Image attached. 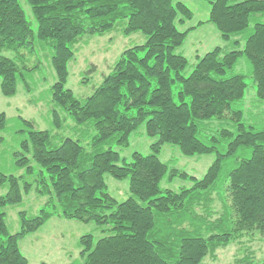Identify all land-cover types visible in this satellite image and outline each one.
Instances as JSON below:
<instances>
[{
	"label": "trees",
	"instance_id": "1",
	"mask_svg": "<svg viewBox=\"0 0 264 264\" xmlns=\"http://www.w3.org/2000/svg\"><path fill=\"white\" fill-rule=\"evenodd\" d=\"M25 2L35 31L19 0H0V92L13 96L18 82L29 90L26 75L37 66H26L25 55L36 41L47 45L56 76L50 87L52 128L37 130L22 120L29 129L15 162L24 174L0 171V186L7 185L0 195V264H29L19 239L53 217L104 226L105 235L95 241L91 234L79 238L82 264H205V256L214 255L219 246L264 235V127L248 123L243 108L247 83L234 70L244 57L255 96L264 102V0H208L207 21L222 40L230 44L231 36L245 31L254 17L252 33L242 49L216 46L196 55L186 76L188 60L176 49L197 25L178 29L193 15L181 2ZM120 20H126L124 34L140 31L145 42L124 49L94 91L77 98L65 86L74 46L81 36L101 34ZM25 48L27 54H22ZM5 121L0 113V131ZM142 123L156 140L149 154L133 152L127 162L113 146H127ZM65 131L76 137L60 136ZM164 144L178 147L185 156L215 158L196 178L159 158ZM105 174L128 179L125 200L110 195ZM176 176L192 185L161 187L162 180ZM31 190L47 200L34 216L19 211V230L10 233L3 208L21 203ZM213 197L221 198V213L213 210ZM243 259L238 264H264V257Z\"/></svg>",
	"mask_w": 264,
	"mask_h": 264
},
{
	"label": "rangeland",
	"instance_id": "2",
	"mask_svg": "<svg viewBox=\"0 0 264 264\" xmlns=\"http://www.w3.org/2000/svg\"><path fill=\"white\" fill-rule=\"evenodd\" d=\"M19 2L35 31L36 21L28 4L25 0H19ZM173 2L185 4L193 13L191 19L186 20L183 24H178L179 30L184 31L197 25L187 33L183 44L176 49V52L184 55L188 60L183 71L185 76L193 69L197 54L203 55L216 46L223 47L224 51L242 49L245 39L252 33L256 19L254 17L251 18L245 31L231 36L229 44L222 40L215 26L207 21L208 0H173ZM125 24L126 20H120L114 27L101 34H85L74 46V57L68 62L69 74L65 86L71 89L77 98L83 99L94 91L103 77L111 71L114 62L124 49L145 42L146 36L140 31L124 34ZM233 40H238L239 44H232ZM26 50V48L21 50V53L27 54ZM5 55L12 57L14 53L7 52ZM25 56L27 57L26 66H37L34 71L26 75L29 90L22 82H18L16 93L13 96L5 97L0 92V113L6 117L5 126L0 131L3 137V142L0 144V171L5 175L20 176L24 174V168L19 167L15 162V154L20 151V141L26 137V132L29 129L22 120L30 121L32 127L37 130L50 131L52 128L50 111L53 104L50 87L55 82L56 76L51 65V48L36 41L31 53ZM234 70L236 73L243 74L247 83L243 108L246 116L248 115V123L264 127V120H262L264 102L258 101L255 96V87L249 76L250 68L247 60L240 57ZM68 121L71 120L68 119ZM217 125L215 123V128ZM60 136L75 138L76 134L65 131ZM155 140L156 137L146 134L145 125L142 123L130 134L127 146L114 145L113 148L119 152L121 159L128 162L131 160L133 152L142 155L149 154L151 152L150 145ZM159 158L166 162L170 168L174 167L188 175L201 178L214 160L215 155L185 156L178 147L164 144L161 147ZM33 166L37 171V165L33 163ZM25 178L30 181L34 175ZM104 181L107 191L116 200L123 201L129 196L127 178L115 179L109 174H105ZM160 184L162 188L178 190L190 187L192 182L189 179L176 176L168 180L164 179ZM6 191V184L0 186V195L5 194ZM46 200V196H41L31 190L23 196L21 203L5 206L3 210L6 214L5 221L9 232L14 233L19 230L17 214L19 211H25L29 217L34 216ZM221 205V198L213 197L212 208L215 213L222 212ZM103 229L104 226H98L94 222L86 223L75 219L53 217L36 231L20 238L19 246L29 264H82L79 238L82 235L91 234L95 241L105 235L102 233ZM214 252V255L205 256L203 260L205 264H238V261L244 257L251 261H258L264 257V235L243 236L237 241L217 247Z\"/></svg>",
	"mask_w": 264,
	"mask_h": 264
},
{
	"label": "crops",
	"instance_id": "3",
	"mask_svg": "<svg viewBox=\"0 0 264 264\" xmlns=\"http://www.w3.org/2000/svg\"><path fill=\"white\" fill-rule=\"evenodd\" d=\"M197 55H198V54H197ZM54 218H55V217H54ZM50 219H52V218H50ZM50 219H49V220H50ZM49 220H48V221H49ZM51 225H54V224H51ZM54 227H56V226H54ZM19 248H20V246H19ZM20 251H21V250H20ZM21 253H22V251H21ZM22 254H23V253H22ZM23 255H24V254H23ZM24 256H25V255H24ZM25 257H26V256H25ZM26 258H27V257H26ZM28 262H29V261H28Z\"/></svg>",
	"mask_w": 264,
	"mask_h": 264
}]
</instances>
